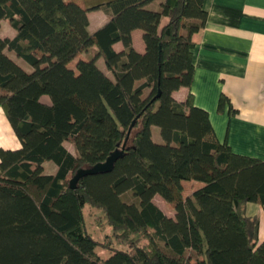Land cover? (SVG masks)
Wrapping results in <instances>:
<instances>
[{"label":"trees","instance_id":"1","mask_svg":"<svg viewBox=\"0 0 264 264\" xmlns=\"http://www.w3.org/2000/svg\"><path fill=\"white\" fill-rule=\"evenodd\" d=\"M154 1L95 5L110 17L90 32L83 2L0 0V22L16 32L0 36V106L20 140L0 149V264H264L258 218L245 212L248 202L264 208V160L210 139L209 115L192 94L172 96L191 86L203 0H162L156 10ZM135 29L143 52L132 46ZM224 103L233 110L221 94L219 110ZM118 150L111 170L69 187L77 170ZM49 160L52 174L43 172ZM86 204L126 247L98 255Z\"/></svg>","mask_w":264,"mask_h":264},{"label":"crops","instance_id":"2","mask_svg":"<svg viewBox=\"0 0 264 264\" xmlns=\"http://www.w3.org/2000/svg\"><path fill=\"white\" fill-rule=\"evenodd\" d=\"M76 1L89 8L90 32L109 19L110 13L104 8L91 9L108 0ZM161 1L155 0L149 8L158 9ZM203 6L207 19L205 26L193 35L194 73L191 86L173 91L172 96L182 101L188 93L192 94L193 103L209 115L210 139L221 144L226 142L236 153L264 160V0H203ZM15 33L8 21L1 20V37H13ZM131 38L134 49L143 52L142 31L133 30ZM113 48L119 51L123 47L116 42ZM5 52L21 67L30 70L22 58L12 51ZM221 94L227 97L232 111L228 103L218 109ZM63 144L75 154L70 143L72 149L66 142ZM19 147L20 140L0 106V149L14 150ZM42 165L46 174H52L56 169L55 163L50 160ZM245 212L255 217L260 213L264 222V208L258 203H246ZM258 238L264 240V226L261 228L260 222Z\"/></svg>","mask_w":264,"mask_h":264},{"label":"rangeland","instance_id":"3","mask_svg":"<svg viewBox=\"0 0 264 264\" xmlns=\"http://www.w3.org/2000/svg\"><path fill=\"white\" fill-rule=\"evenodd\" d=\"M82 58H87V54H83ZM98 64L103 69H105L102 60L99 59ZM152 133L153 139L155 141L160 139L158 127L154 126V130ZM66 145L72 149V146L68 142H66ZM153 201L158 207L163 210V212L167 216H174L172 209L160 196H155L153 198ZM83 214L87 232L98 242L95 251L100 257L107 258L111 254V251L108 248L109 245L111 248H124L127 246L126 244H122L118 241L119 239L117 238V235H114V233L112 232V229L107 224L104 213L100 208L86 204L83 207ZM257 218L261 224V228H263L264 222L260 213L257 215Z\"/></svg>","mask_w":264,"mask_h":264},{"label":"water","instance_id":"4","mask_svg":"<svg viewBox=\"0 0 264 264\" xmlns=\"http://www.w3.org/2000/svg\"><path fill=\"white\" fill-rule=\"evenodd\" d=\"M133 123H134V121L131 123V125L128 129V133H129L130 129L132 128ZM121 153H122V150L115 151V152L111 153L106 158L105 161L96 163V164H94L88 168L77 170V172L74 174V176L69 180V187L75 188L78 179L85 176V175L96 174L99 172H105V171L111 170L115 160L121 155Z\"/></svg>","mask_w":264,"mask_h":264}]
</instances>
